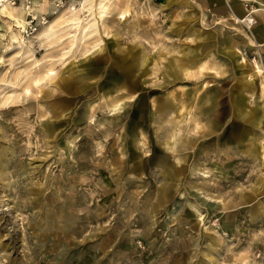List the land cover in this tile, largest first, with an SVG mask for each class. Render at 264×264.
I'll return each mask as SVG.
<instances>
[{
  "label": "rangeland",
  "instance_id": "rangeland-1",
  "mask_svg": "<svg viewBox=\"0 0 264 264\" xmlns=\"http://www.w3.org/2000/svg\"><path fill=\"white\" fill-rule=\"evenodd\" d=\"M232 2L0 6V264H264V0Z\"/></svg>",
  "mask_w": 264,
  "mask_h": 264
},
{
  "label": "bare ground",
  "instance_id": "bare-ground-1",
  "mask_svg": "<svg viewBox=\"0 0 264 264\" xmlns=\"http://www.w3.org/2000/svg\"><path fill=\"white\" fill-rule=\"evenodd\" d=\"M6 1L7 0H0V2H1V5L0 6H2V10H1V12H5V13H9V10H8V8L6 7ZM235 1H238V2H240V1H243V0H235ZM226 2V1H225ZM99 16L100 17H103L104 15H103V13H105L106 11V6H105V4H102V3H100V5H99ZM103 15V16H102ZM75 16V15H74ZM77 16V15H76ZM235 17V16H234ZM18 18V17H17ZM77 20L79 19V18H76ZM249 19H251L249 16H247L245 19H241V21L240 22H243V21H247V20H249ZM72 20H75L74 18L72 19ZM21 22V21H20ZM73 22V21H72ZM248 22V21H247ZM74 23H77V22H73L72 24H74ZM21 24V23H20ZM260 65H258V63H256L255 64V68H256V73L257 74H260L261 73V69H260V67H259ZM255 70V69H254ZM188 70L186 69V72H187ZM264 86V85H263Z\"/></svg>",
  "mask_w": 264,
  "mask_h": 264
},
{
  "label": "built area",
  "instance_id": "built-area-1",
  "mask_svg": "<svg viewBox=\"0 0 264 264\" xmlns=\"http://www.w3.org/2000/svg\"><path fill=\"white\" fill-rule=\"evenodd\" d=\"M250 18H251V19L247 20L248 22L246 21V25H247L248 27H250L251 25H253V24L255 23L254 19H253L251 16H250Z\"/></svg>",
  "mask_w": 264,
  "mask_h": 264
},
{
  "label": "crops",
  "instance_id": "crops-1",
  "mask_svg": "<svg viewBox=\"0 0 264 264\" xmlns=\"http://www.w3.org/2000/svg\"><path fill=\"white\" fill-rule=\"evenodd\" d=\"M243 1H244V0H243ZM238 3H240V2L233 0V2H232V6L237 5ZM233 11H234V8H233Z\"/></svg>",
  "mask_w": 264,
  "mask_h": 264
}]
</instances>
